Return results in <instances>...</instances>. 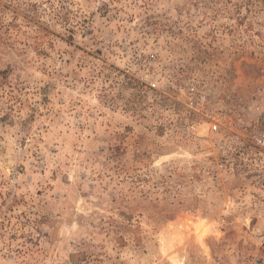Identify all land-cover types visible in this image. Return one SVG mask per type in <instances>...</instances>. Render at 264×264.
<instances>
[{
	"label": "rangeland",
	"instance_id": "obj_1",
	"mask_svg": "<svg viewBox=\"0 0 264 264\" xmlns=\"http://www.w3.org/2000/svg\"><path fill=\"white\" fill-rule=\"evenodd\" d=\"M262 132L264 0H0V264H264Z\"/></svg>",
	"mask_w": 264,
	"mask_h": 264
},
{
	"label": "built area",
	"instance_id": "obj_2",
	"mask_svg": "<svg viewBox=\"0 0 264 264\" xmlns=\"http://www.w3.org/2000/svg\"><path fill=\"white\" fill-rule=\"evenodd\" d=\"M141 55L145 56V61L148 63H154L156 61V54L155 52H146V50L140 49L138 56L140 57ZM188 95H189V105L191 107V110H204L205 109V103H206V98L204 94L199 91L196 87L190 86L188 89ZM186 130L190 134H195L197 131V125L195 123H188L185 125ZM216 126H212V131L216 130ZM252 144L260 149L261 151L264 152V132L257 134V136L253 137Z\"/></svg>",
	"mask_w": 264,
	"mask_h": 264
},
{
	"label": "bare ground",
	"instance_id": "obj_3",
	"mask_svg": "<svg viewBox=\"0 0 264 264\" xmlns=\"http://www.w3.org/2000/svg\"><path fill=\"white\" fill-rule=\"evenodd\" d=\"M198 222H199V220H198ZM195 228H196V229H197V228H201V226H195ZM200 232H201V231H200ZM205 233H206V232H205ZM202 235H203L202 233H201V235H198V241L201 242V243H202V240H203V239H202V238H203ZM203 236H205V235H203Z\"/></svg>",
	"mask_w": 264,
	"mask_h": 264
}]
</instances>
